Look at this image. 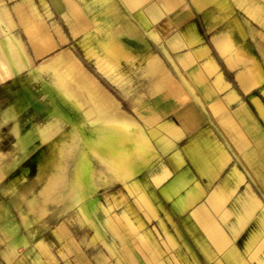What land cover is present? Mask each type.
<instances>
[{"label":"rangeland","instance_id":"1","mask_svg":"<svg viewBox=\"0 0 264 264\" xmlns=\"http://www.w3.org/2000/svg\"><path fill=\"white\" fill-rule=\"evenodd\" d=\"M108 1L0 0V264H201L171 217L144 222L121 196L153 162V149L106 79L119 86L123 71L150 62L125 46L123 25L104 19L121 17L141 35L125 19L126 0ZM192 1L231 71L220 94L246 93L258 133L264 0ZM178 75L170 85L182 90Z\"/></svg>","mask_w":264,"mask_h":264},{"label":"crops","instance_id":"2","mask_svg":"<svg viewBox=\"0 0 264 264\" xmlns=\"http://www.w3.org/2000/svg\"><path fill=\"white\" fill-rule=\"evenodd\" d=\"M125 4V19L141 35L121 17L104 19L123 25L125 46L150 65L123 71L119 86L106 81L147 131L154 160L131 192L122 186L121 196L144 222L156 214L171 217L201 264H264V221H258L264 213V129L256 120L258 133L251 130L249 105L242 104L246 93L220 94L231 71L221 67L213 33L203 31L207 22L192 0ZM178 74L187 84L182 90L170 85L180 83ZM58 231L72 248L70 234Z\"/></svg>","mask_w":264,"mask_h":264},{"label":"bare ground","instance_id":"3","mask_svg":"<svg viewBox=\"0 0 264 264\" xmlns=\"http://www.w3.org/2000/svg\"><path fill=\"white\" fill-rule=\"evenodd\" d=\"M75 60H77V59L75 58ZM73 62H74V61H73ZM73 62H72V63H73ZM75 62H78V60L75 61ZM75 62H74V63H75ZM78 64H79V63H77L76 66H78ZM65 65H66V64H65ZM72 65H75V64H72ZM76 66H73V67L75 68ZM76 69H77V67H76ZM78 69H79V68H78ZM55 71H56V70H55ZM73 71H74V69H73ZM76 73H79V72H76ZM85 74H86V73H85ZM80 76H81V75H80ZM80 76H79V77H80ZM75 78H76V77H75ZM80 80H81V79H80ZM91 80H92V78H91ZM91 82H92V81H91ZM82 83H83V81H82ZM83 84H84V83H83ZM105 92L108 93V94H110L109 91L106 90V89H105ZM110 95H111V94H110ZM111 96H112V95H111ZM112 97H113V96H112ZM107 130H109V129H107ZM104 131H105V130H104ZM114 131H115V130H114ZM102 132H103V131H102ZM105 132H106V131H105ZM110 132H111V131H110ZM94 133H95V132H94ZM105 135H106V134H105ZM107 135H109V134H107ZM113 135H114V134H113ZM119 135H120V134H118V136H119ZM99 136H100V135H99ZM118 136H114V138L117 139V138H119ZM100 137H101V136H100ZM103 137H105V136L103 135ZM109 137H110V136H109ZM120 138H121V136H120ZM103 139H104V138H103ZM103 139H101V140H103ZM139 139H140V138H139ZM140 140H141V139H140ZM138 141H139V140H138ZM105 142H106V141H105ZM112 142H114V141H112ZM140 142H141V141H140ZM114 143H115V142H114ZM142 143H143V142H142ZM107 144H108V143H107ZM118 144H119V143H118ZM120 144H121V143H120ZM109 146H110V145H109ZM142 146H143V145H142ZM140 147H141V145H140ZM141 148H142V147H141ZM144 148H146V147H144ZM147 150H148V147H147ZM114 151H115V149H114ZM121 152H122V151H121ZM123 153H124V152H123ZM136 154H137V153H136ZM136 154H135V155H136ZM132 155L134 156V154H132ZM138 155H139V154H138ZM138 155H137V156H138ZM126 156H127V155H126ZM128 156H129V155H128ZM137 156H135V157H137ZM146 156H147V155H146ZM139 157H141V156H138V158H139ZM136 159H137V158H136ZM134 161H135V160H134ZM134 161H133V162H134ZM137 161H138V159H137ZM135 163H136V162H135ZM131 164H132V162H131ZM133 164H134V163H133ZM134 165H135V164H134ZM55 185H57V184H55ZM137 198H138V197H137ZM89 203H90V201H89ZM142 203H143V201H142ZM145 203H147V202H145ZM258 203H260V202H258ZM258 203H257V204H258ZM143 205H144V204H143ZM260 205H261V204H259V206H260ZM151 213H152V212H151Z\"/></svg>","mask_w":264,"mask_h":264},{"label":"snow or ice","instance_id":"4","mask_svg":"<svg viewBox=\"0 0 264 264\" xmlns=\"http://www.w3.org/2000/svg\"><path fill=\"white\" fill-rule=\"evenodd\" d=\"M258 221H264V213H262L261 216L258 217Z\"/></svg>","mask_w":264,"mask_h":264}]
</instances>
